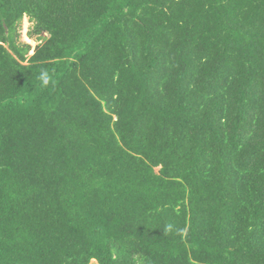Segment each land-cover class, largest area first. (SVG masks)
Masks as SVG:
<instances>
[{"label":"trees","instance_id":"1","mask_svg":"<svg viewBox=\"0 0 264 264\" xmlns=\"http://www.w3.org/2000/svg\"><path fill=\"white\" fill-rule=\"evenodd\" d=\"M92 261L264 264V0H0V264Z\"/></svg>","mask_w":264,"mask_h":264},{"label":"rangeland","instance_id":"2","mask_svg":"<svg viewBox=\"0 0 264 264\" xmlns=\"http://www.w3.org/2000/svg\"><path fill=\"white\" fill-rule=\"evenodd\" d=\"M34 28V22L30 20V17L25 16L20 26V42L22 43H33L34 46L40 44L36 38L31 37V32ZM92 264H98L96 261H92Z\"/></svg>","mask_w":264,"mask_h":264},{"label":"clouds","instance_id":"3","mask_svg":"<svg viewBox=\"0 0 264 264\" xmlns=\"http://www.w3.org/2000/svg\"><path fill=\"white\" fill-rule=\"evenodd\" d=\"M42 80H43V84L47 86L49 83V77L47 76V74H44L42 76ZM171 228H172V225H167L165 226V231L171 230Z\"/></svg>","mask_w":264,"mask_h":264}]
</instances>
